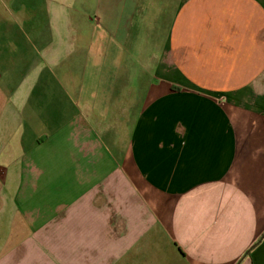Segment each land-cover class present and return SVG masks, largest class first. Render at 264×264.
Instances as JSON below:
<instances>
[{"label": "crops", "instance_id": "0c3cea01", "mask_svg": "<svg viewBox=\"0 0 264 264\" xmlns=\"http://www.w3.org/2000/svg\"><path fill=\"white\" fill-rule=\"evenodd\" d=\"M0 264H264V0H0Z\"/></svg>", "mask_w": 264, "mask_h": 264}]
</instances>
